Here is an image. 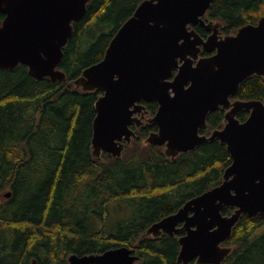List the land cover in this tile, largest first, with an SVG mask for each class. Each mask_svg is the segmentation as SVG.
<instances>
[{
	"label": "trees",
	"instance_id": "obj_1",
	"mask_svg": "<svg viewBox=\"0 0 264 264\" xmlns=\"http://www.w3.org/2000/svg\"><path fill=\"white\" fill-rule=\"evenodd\" d=\"M141 1L89 2L64 47L59 67L65 80L36 79L25 64L0 67V264H69L73 253H99L121 245L136 249V264H183L178 236L140 235L222 182L232 162L227 145L218 139L206 142L172 161L162 147L143 143L158 129L147 123L133 126L138 136L121 157L103 153L95 158L93 121L102 91L82 92L72 83L103 59ZM263 15L264 0H213L207 19L222 22L221 32L230 34ZM195 29L205 38L210 34L201 24ZM232 97L264 101V78L248 77ZM144 103L156 113L157 101ZM225 113L223 108L211 111L200 131L210 134L222 128ZM248 116L247 110L238 113L241 120ZM120 201L133 206V213L112 224ZM234 209L226 207L223 213ZM226 244L233 252L222 264L233 257L235 264H264V217L243 214Z\"/></svg>",
	"mask_w": 264,
	"mask_h": 264
},
{
	"label": "water",
	"instance_id": "obj_2",
	"mask_svg": "<svg viewBox=\"0 0 264 264\" xmlns=\"http://www.w3.org/2000/svg\"><path fill=\"white\" fill-rule=\"evenodd\" d=\"M90 1L0 0L5 14L0 19V67L25 64L36 79L65 80L59 67L63 48ZM212 2L143 0L112 38L103 59L72 81L82 92L102 91L93 121L95 158L104 152L121 157L137 137L130 125L144 122L156 123L158 130L143 143L162 147L172 161L206 142L218 139L227 145L232 162L222 182L140 235H178L183 264H222L233 252L225 242L243 214L264 217V101L232 98L248 77L264 78V15L224 34L222 22L206 20ZM199 23L211 31L207 38L194 28ZM203 49L214 53L203 56ZM152 100L159 106L149 115L143 101ZM217 108L226 111L224 126L210 135L201 133ZM241 110L250 112L244 121L238 118ZM229 206L235 210L223 214ZM135 250L123 245L73 253L69 264H136Z\"/></svg>",
	"mask_w": 264,
	"mask_h": 264
},
{
	"label": "rangeland",
	"instance_id": "obj_3",
	"mask_svg": "<svg viewBox=\"0 0 264 264\" xmlns=\"http://www.w3.org/2000/svg\"><path fill=\"white\" fill-rule=\"evenodd\" d=\"M115 209L117 211V214H115L114 215L115 217L111 219L112 224L116 223L119 218L127 219V217H129L133 213V206L126 205V203L123 201H120L119 203H117L115 205ZM229 262H230L229 264H235V262H237V258L233 257L230 259Z\"/></svg>",
	"mask_w": 264,
	"mask_h": 264
},
{
	"label": "flooded vegetation",
	"instance_id": "obj_4",
	"mask_svg": "<svg viewBox=\"0 0 264 264\" xmlns=\"http://www.w3.org/2000/svg\"><path fill=\"white\" fill-rule=\"evenodd\" d=\"M210 54H211V53H210ZM210 54H209V55H210ZM207 55H208V54H207ZM204 56H206V55H204ZM179 225L181 226V225H182V223H180Z\"/></svg>",
	"mask_w": 264,
	"mask_h": 264
},
{
	"label": "bare ground",
	"instance_id": "obj_5",
	"mask_svg": "<svg viewBox=\"0 0 264 264\" xmlns=\"http://www.w3.org/2000/svg\"><path fill=\"white\" fill-rule=\"evenodd\" d=\"M62 174V173H61Z\"/></svg>",
	"mask_w": 264,
	"mask_h": 264
}]
</instances>
